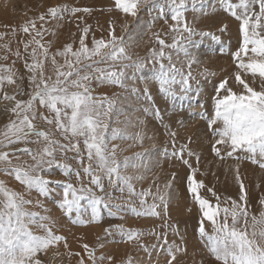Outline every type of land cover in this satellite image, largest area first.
I'll return each mask as SVG.
<instances>
[{
	"label": "rangeland",
	"instance_id": "rangeland-1",
	"mask_svg": "<svg viewBox=\"0 0 264 264\" xmlns=\"http://www.w3.org/2000/svg\"><path fill=\"white\" fill-rule=\"evenodd\" d=\"M232 2L237 3L238 0H232ZM185 4L184 20L197 34L191 37V44L185 40L184 45L197 58L198 63H193L189 69L188 59L183 51L166 49V52L171 51V63L181 70L183 76L187 77L189 70L191 72L187 86L180 83L181 75H177V82L172 85L171 92L166 94L160 91L158 78L160 64L152 59L151 50L159 48L154 33L159 34L166 44H170L173 35H177L168 27L174 23L171 20L173 7L171 0H157L155 6L142 4L137 17L123 13L115 6V0H103L102 3L100 0H0L2 10V12L0 10V65L5 66L0 70V75L10 74L14 81L10 84L4 80L0 84V139H3L2 134L6 125L16 118L15 113L11 111L15 107L16 99L26 100L33 91L34 86L28 79L32 73L26 67V64L33 62V48L37 50V60L43 61L45 76L55 80L57 69L67 71L65 60H75L70 54L67 57L59 56L58 51H63L67 44H72L73 50L78 48L79 35L84 26L89 27V34L86 37L89 47H91L93 36L97 39L103 37L108 40L111 25L116 35L123 32L126 53L132 59L117 61L112 67H110L112 62L100 64L98 67L115 70L122 73V76L118 83L109 81L98 83L93 79L91 81L92 94L97 98L106 96L112 102L113 108L108 119L109 135L112 129H119L125 139L118 138L111 143L119 146L117 152L119 160H123L125 156L134 157L129 162L130 166L123 172L134 178L143 177V179H133L136 192L151 189V193L155 195L158 186L162 194L171 193L166 214L161 208L159 209L160 216L136 215L131 210V207L139 209V197H135L131 207L125 206L116 213V216H110V210L101 204L99 216L93 220L91 205L87 200H83L80 208H74L71 214L67 212L63 206L64 184L49 185L47 192L41 194L36 189H27L15 179L14 174L0 171V181H3L7 188L21 193L26 200L32 201L24 206V210L38 214L34 218V223L29 224L33 233L45 235L39 227L43 223L51 227L54 234L64 237V240L49 245L47 250L37 253L36 258L41 260L42 264H79L81 257L84 258L85 264H92L83 248L84 244L94 249L97 258L105 257L104 260L99 261V264H129L130 260L132 264H167L170 259L167 249L170 247L180 248V251L175 253L176 258L172 264H222L209 251L211 243L209 237L215 234V226L203 217L198 203L186 188V178L191 169L183 163L182 159L171 155L174 150L178 151L181 145L187 146L183 158L188 159L192 167L198 168L196 178L204 181V187L199 189L202 197L215 205L218 202L217 198L207 191L211 188L220 198L221 208L230 207L231 201L227 203L224 201L228 197L233 199L239 197V185L235 179L238 172L248 194L246 207L249 213L247 229L249 233L253 230L251 216L259 217V213L264 211V206L259 203L260 198L264 196V169H261L259 164H253L249 158L251 154L242 150H237L231 157H228L223 155V146L218 145L217 147L222 149L223 158L217 157L212 152L216 137L212 134V129L208 127L209 119L215 118V98L218 95L216 86L219 82L227 77L226 87H231L236 93L244 91L234 79L237 62L232 56V52L238 48L242 40L239 21L225 10L223 0H185ZM59 5H67L69 11L62 10L56 17H52L48 10ZM74 7L88 8L91 11L72 14L70 9ZM41 13L45 16L43 21L39 19ZM218 14H224V17L228 15L227 23L220 22ZM215 15L216 17L210 20ZM165 19L168 20V24H165ZM233 19L235 23L231 26L229 22ZM32 21H35V30L30 26ZM125 22L128 24V31H123ZM26 24L29 25L27 33L23 31ZM36 30L41 32L40 36H36ZM206 31L215 33L219 39L212 41L210 38L198 35ZM231 31L237 33V36H233ZM184 35L187 36V33ZM33 38L39 39L43 48L33 42L29 43L25 50V43L32 41ZM44 48L48 50L46 57L42 55ZM17 53H20L19 57ZM54 55L55 65L52 64ZM204 56L205 61H203ZM163 62L167 68L169 65L167 57ZM218 62H220L219 65ZM221 63L224 65L220 68ZM8 69L11 71L9 72ZM38 74L39 70H37ZM241 75L251 87L260 90L262 80L258 73L255 78L252 73L243 71ZM225 94V90H220V96ZM6 96H14L15 99H6ZM34 103L38 108L37 118L33 120L34 126L38 130L50 131V138L58 139L61 143H68L54 124L49 125L43 119V116L49 119L54 118V113L40 107L38 101ZM155 110H159L160 116L155 115ZM176 112L182 114L180 120L177 121L173 116ZM188 119L201 122L202 127L194 129L193 126L187 124ZM201 129L203 131L200 134ZM170 132L176 133L174 142ZM136 133L143 135L142 141L127 139ZM197 138L200 139L197 140ZM203 138L206 142L197 144ZM29 140L35 141L36 137L30 136ZM80 143L82 147V139ZM23 147L35 149L41 145L25 144L22 141L2 150L11 152L13 148ZM165 150L168 155H165ZM188 151L193 153L191 157L187 155ZM136 153H143V155L135 157ZM82 154L86 156V150L83 147ZM18 155L19 161L13 157L14 163L22 161L32 163L30 156L20 153ZM197 156L199 160L196 159ZM57 157L61 163L71 164L73 173L82 172L81 161L74 159L72 151L60 154L58 150ZM207 159L210 161L209 165L205 164ZM218 159L222 163L220 167L214 164ZM257 159H259L258 156ZM87 163V159H84L83 164L87 165ZM237 165H239L238 169ZM38 174L48 179L71 180L78 185L75 175L65 177L63 169L59 167L54 166ZM82 179L84 183H87L90 177L84 175ZM169 181L172 183L170 189L165 188ZM105 184H107L106 178ZM110 190L113 196L118 198L113 201L114 203L127 200L126 190L123 193L114 189ZM2 197L3 194L0 193V199ZM145 199L148 204L153 203L152 195ZM156 203L159 204V201L157 200ZM111 211L115 212V209ZM223 217L224 214L221 211L217 217V225L222 223ZM201 220H203L205 229L203 235L199 231ZM229 224L231 225V217H229ZM111 225H123L126 229H139L142 235L139 240L129 241L124 234L115 229L106 233L104 230ZM261 228H264V225H257L256 230L259 231ZM109 256L112 257L111 260L107 259Z\"/></svg>",
	"mask_w": 264,
	"mask_h": 264
},
{
	"label": "snow or ice",
	"instance_id": "snow-or-ice-1",
	"mask_svg": "<svg viewBox=\"0 0 264 264\" xmlns=\"http://www.w3.org/2000/svg\"><path fill=\"white\" fill-rule=\"evenodd\" d=\"M156 2L157 0H115V6L123 13L137 17L142 4L155 6ZM223 2L225 10L239 21L242 40L238 48L232 52V56L237 62L234 79L238 85L243 87L244 91L236 93L231 87H226L228 84L227 77L216 86L218 95L215 98V118L208 121V127L212 129V134L216 137L212 145V152L217 157L223 158L222 149L217 147L218 145L223 146V155L228 157H231L237 150H242L251 154L249 158L253 164H259V167L264 169V0H238L237 3H233L232 0H223ZM171 3L173 5L171 20L174 23L168 27L171 32L177 33V35H173L172 42L166 44L159 34L154 33L159 48L151 50L152 59L160 64L158 77L160 91L166 94L171 92L172 85L177 82V75H181L180 83L185 86L191 78L190 70L185 77L181 70L171 63V51L166 52V49L183 51L188 59L189 69L193 63H198L197 58L184 45L185 40L191 44V37L197 34L184 20L185 0H171ZM62 10L69 11V8L67 5H59L50 8L48 12L52 17H56ZM82 11L90 12L91 9L78 7L70 9L72 14ZM44 18V14L41 13L39 19L43 21ZM165 24H168L167 19H165ZM30 26L35 30V21L30 22ZM23 31L29 32L28 24L23 27ZM123 31H128L127 22L123 25ZM184 33H187V36ZM88 34L89 27L84 26L79 35L78 48L73 50V45L67 44L63 51H58L59 56L67 57L70 54L75 60L66 59L67 71L57 69L55 80L45 76L43 61L37 60V50L33 48V62L26 64V67L32 73L28 79L34 88L28 99H16L15 107L11 109L16 118L6 125L2 134L3 139H0V171L14 174L15 179L27 189H36L41 194L47 192L49 185L64 184L63 206L69 214L74 208L79 209L83 200H87L91 205L93 220L99 216L101 204L110 210V216H116V213L125 206L131 207L135 197H139V209L131 207V210L136 215L160 216L161 211L159 209L161 208L166 214L171 193L162 194L158 186L155 195L151 193V189L136 192L133 179H143V177L134 178L123 172L130 166L129 162L134 157L125 156L123 160H119L117 158L119 146L111 143L118 138L125 139L119 129H112L111 135H109L110 124L108 119L113 108L112 102L106 96L103 98L93 96L91 91L93 79L98 83L105 81L118 83L122 76V73L115 70L98 67L100 64L112 62L110 66L112 67L117 61L132 59L126 53V41L123 32L116 35L110 25V39L105 40L103 37L97 39L93 36L91 47L86 43ZM40 35L41 32L36 30V36ZM198 35L210 38L212 41L219 39L211 31L200 32ZM33 42L43 48L41 41L33 38L32 41L25 43V50H27L28 44ZM42 55L45 57L48 55L47 48L43 49ZM165 57L169 61L167 68L163 62ZM52 64H56L55 55L52 57ZM4 67L0 65V70ZM37 70H39L38 75ZM8 71L11 70L8 69ZM242 71L252 73L253 78L257 73L259 74L262 80L260 90L251 87L242 78ZM4 80L10 84L14 82L10 74L0 75V84ZM220 90H225L226 94L220 96ZM5 98L15 99L14 96H6ZM37 101L40 107L54 113L52 119L43 116V114L41 116L49 125L54 124L60 135L68 143H61L58 139H52L50 138V131L38 130L34 126L33 120L37 118L38 112L34 102ZM155 115L160 116L159 110H155ZM169 134L174 142L176 133L170 132ZM30 136H35L36 140H29ZM41 138L43 139L41 140ZM81 139L82 147L86 150V156L82 154ZM127 139L142 141L143 135L136 133ZM22 141L25 144L36 143L41 147L35 149L29 147L13 148L11 152L2 150ZM186 147V145H181L179 150H174L171 155L182 159L183 163L191 169L186 178L187 191L198 203L203 217L215 226V234L209 237L211 242L209 251L222 264H264V228L259 231L256 230L257 225H264V211L259 213V217L251 216L253 230L249 233L247 231L249 213L246 207L248 194L239 173L237 172L235 177L239 185L238 199L228 197L224 203L231 201V206L221 208L220 198L213 189L208 188L207 191L211 192L218 201L213 205L210 200L202 197L199 193V189L204 187V181L196 178L198 168L192 167L190 161L183 158ZM58 150L60 154L72 151L74 159L81 161L82 172L73 173L71 164L61 163L57 157ZM18 153L30 156L32 163L28 164L24 161L14 163L13 157L19 161ZM142 155L143 153H136L135 157ZM165 155H168L166 150ZM187 155L191 157L193 153L188 151ZM84 159H87V165L83 164ZM196 159L199 160L200 158L197 156ZM54 166L63 169L65 177L75 175L78 185L71 180L48 179L38 174ZM238 167L239 165H237V169ZM84 175L90 177L87 183H84L82 179ZM105 178L107 184H105ZM171 187L172 183L169 181L165 188L170 189ZM110 189L118 190L121 193L126 190L128 193L127 200L114 203L113 201L118 198L113 196ZM0 193L3 194L2 199H0V264H42L41 260L36 258L37 253L47 250L49 245L64 240V237L54 234L51 227L43 223L39 227L45 235L34 234L29 228V224L34 223V218L38 214L24 210V206L32 201L26 200L21 193L7 188L3 181H0ZM149 195H152L153 199L151 204H148L145 199ZM157 200L159 204L156 203ZM259 203L264 206V196L260 198ZM111 209H115V212ZM221 211L224 214L223 221L217 225V217ZM229 217H231V225L229 224ZM112 229L124 234L129 241L139 240L140 235H142L139 229H126L123 225H111L104 231L108 233ZM199 231L202 235L205 233L203 220L200 222ZM65 247H67L66 244ZM83 248L92 264H99V261L105 259L104 256L97 258L94 249H90L88 244H84ZM177 251H180L179 247L167 249L170 257L167 264H172ZM107 259L111 260L112 257L109 256ZM79 264H85L83 257H81ZM129 264H132L131 260Z\"/></svg>",
	"mask_w": 264,
	"mask_h": 264
},
{
	"label": "bare ground",
	"instance_id": "bare-ground-1",
	"mask_svg": "<svg viewBox=\"0 0 264 264\" xmlns=\"http://www.w3.org/2000/svg\"><path fill=\"white\" fill-rule=\"evenodd\" d=\"M2 1V0H1ZM11 1V0H10ZM101 1V3L103 2V0H100ZM35 2V1H34ZM106 2V1H105ZM93 3H95V2H93ZM100 3V2H99ZM92 4V3H91ZM98 4V3H97ZM5 5V4H4ZM32 5V4H31ZM7 6H8V4H7ZM5 7V6H4ZM10 7V6H9ZM34 7V6H33ZM6 8V7H5ZM11 8H12V5H11ZM16 8V7H15ZM1 10V9H0ZM9 10V9H8ZM12 10V9H11ZM1 12H2V10H1ZM11 12V11H10ZM224 14H218V20H220V22H222V21H224V22H226L227 23V18L229 17L228 15H227V17H224L223 16ZM214 17H216V15L215 16H213V17H211L210 18V20H212ZM212 22V21H211ZM213 22H214V20H213ZM235 23V21H234V19H233V21H230L229 22V24L232 26L233 24ZM78 27H80V26H78ZM81 29V28H80ZM229 30V29H228ZM230 31V30H229ZM231 34L233 35V36H237V33H234V32H232L231 31ZM21 53V52H20ZM20 53H19V55H18V57L20 56ZM16 55V54H15ZM221 56H223V55H221ZM208 57V55L206 56V58ZM219 57V56H218ZM205 56H204V60L203 61H205ZM210 58V57H209ZM212 58V57H211ZM226 58H229V57H227L226 56ZM218 59V58H217ZM220 59V58H219ZM223 59V58H222ZM225 59V58H224ZM214 60V59H213ZM221 60V59H220ZM229 60V59H228ZM207 62H209V61H207ZM217 62V61H216ZM222 62H223V60H222ZM232 62V61H231ZM231 62H229V63H231ZM219 63L220 62H218V65H219ZM225 63V62H224ZM211 64V63H210ZM232 64V63H231ZM222 65H224V64H222L221 63V65H220V68H221V66ZM232 65H234V64H232ZM229 66H230V64H229ZM228 66V67H229ZM235 66V65H234ZM215 67V66H214ZM223 67V66H222ZM226 67V66H225ZM216 68V67H215ZM233 68V67H232ZM227 69V68H226ZM217 71H219V69L217 70ZM225 71H227V70H225ZM223 73H225V72H223ZM227 74V73H226ZM223 75V74H222ZM222 77V76H221ZM152 86V85H151ZM180 115H182L181 113H179V112H176V113H174L173 114V116H174V119H175V121H177V120H180L179 118H180ZM171 121V120H170ZM187 122V121H186ZM171 123V122H170ZM174 123V122H173ZM187 124H189V125H191V126H193L194 127V129H195V127H202V123L201 122H198V121H193V120H190V119H188V122H187ZM187 128V127H186ZM203 130H204V127H203ZM202 129H201V131H200V134H201V132L203 131ZM195 132V131H194ZM189 133V132H188ZM204 134H207V133H205L204 132ZM193 135H194V133H193ZM193 135H192V137H193ZM197 135H199V134H197ZM203 136V135H202ZM198 137V136H197ZM194 138V137H193ZM196 138V137H195ZM200 138H197V140H199ZM206 139L205 138H203V140L202 141H200V142H197V144H199V143H205L206 141H205ZM203 146V145H202ZM208 163V165H209V163H210V161L207 159L206 161H205V164H207ZM215 165H217V167H220L221 166V160H217L215 163H214ZM230 182V181H229ZM16 188V187H15ZM182 199H183V197H182ZM184 200V199H183ZM185 201V200H184ZM184 201H183V203H184ZM53 212V211H52ZM51 212V213H52ZM57 226V225H56ZM62 229V228H61ZM64 229V228H63ZM65 230V229H64ZM74 246H75V244H74ZM186 253V252H185Z\"/></svg>",
	"mask_w": 264,
	"mask_h": 264
}]
</instances>
